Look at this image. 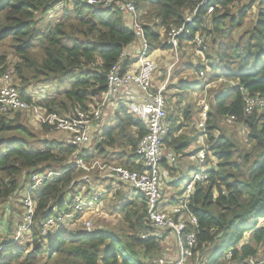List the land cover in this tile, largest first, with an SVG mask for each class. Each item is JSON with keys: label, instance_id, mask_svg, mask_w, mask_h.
<instances>
[{"label": "trees", "instance_id": "16d2710c", "mask_svg": "<svg viewBox=\"0 0 264 264\" xmlns=\"http://www.w3.org/2000/svg\"><path fill=\"white\" fill-rule=\"evenodd\" d=\"M244 1L245 5L235 14L233 11L237 10L233 8ZM248 1L136 0L145 37L151 42L150 52L172 49L166 45L167 34L171 28L186 24L187 16L196 12L193 24L187 28L192 34L206 33L213 38L209 46L206 44V50L192 43L193 38L180 37V47L185 42L197 46L204 55L208 66L201 61L191 66L194 72L206 73L209 67L212 71L209 82L219 79L232 82L226 91L215 94L206 131L201 134L206 137L209 156L217 159V167L208 171L205 182L195 186L189 204L190 213L199 221L195 251L213 253L207 264H221V258L228 251L232 252L236 264H245L248 258H264V108L245 113L246 95H264V0ZM255 5L257 22L236 40L234 31L244 24ZM210 7L215 13L203 29V19ZM7 39L17 43L22 60L17 71L24 83L57 84L55 94L38 104L58 114L61 109L66 116L76 108L89 111L100 102L107 89L110 70L137 37L126 25L124 15L114 7L101 9L88 5L85 0H0V42ZM36 48L42 52L38 62L31 55ZM130 63L128 59L123 69ZM206 84L205 77L201 88ZM64 86L66 90L61 92ZM20 92L28 102L35 100L27 91ZM184 115L188 118L191 109ZM231 116L238 118L237 122L248 131L251 150H241L244 148L223 134L215 136L219 119ZM15 118L0 122L2 206L12 200L20 202L35 173L69 170L55 181L33 190L32 198L37 203L33 236L0 251V264H153L155 257L163 256L164 236L142 239V235L152 232L153 228L146 220L147 200L136 191L138 201L126 202L117 211L126 227L120 233L101 230L89 236L82 232L74 235L75 232L60 228L47 242L40 232L41 221L54 215L55 207L70 212L68 206L72 205L74 196L82 192L81 185L99 176V173L70 168L76 158L91 162L106 157L105 161L101 160L106 164L142 169L136 149L147 131L141 121L123 109L115 116L117 122L105 129V140L94 142L97 145L90 148H79L58 139L59 136L37 140L31 130L16 123ZM169 122L171 132L166 146L176 156L175 165L183 168L178 159L190 155L185 151L197 137L176 136L182 126H178L172 116ZM43 128L49 130L46 126ZM34 143L44 146L30 149ZM128 149L130 154L126 153ZM165 164L171 175L177 173L174 165L167 161ZM23 220L24 214L18 224L11 218L8 220L10 237L6 240L16 235ZM246 235H249L248 241Z\"/></svg>", "mask_w": 264, "mask_h": 264}, {"label": "built area", "instance_id": "2783aa9c", "mask_svg": "<svg viewBox=\"0 0 264 264\" xmlns=\"http://www.w3.org/2000/svg\"><path fill=\"white\" fill-rule=\"evenodd\" d=\"M85 2L101 9L114 7L120 11L128 21V28L136 34L137 40L141 42L140 54L135 60H130L131 63L124 70L125 62L128 60L125 51L120 61L108 74L107 89L100 102L91 107L89 111L76 108L73 113L66 116L50 112L48 108L39 105V101L30 103L24 99L20 90L11 82L13 70H6L0 76V122L20 113H28L38 124L48 127L52 133L62 134L63 139L72 146L90 148L95 142L96 136L99 141L106 139L102 133V120L105 112L110 109L118 110L117 107L120 106L118 102L122 101L123 108L141 121L147 131L136 149L142 169L130 170L117 164H106L100 159L87 162L82 158L73 160L70 168L83 170L89 174L103 173L111 176L118 185L129 186L146 198L148 203L146 220L153 231L143 234L142 239L150 237L161 239L163 236L166 237L167 232H170L177 237L179 246V255L174 262L168 263L165 259H159L154 261V264H193L197 253L195 250L198 244L199 221L196 216L190 213L189 204L195 186L208 179V171L215 165L211 169L207 168L210 165L208 162L209 153L204 145L197 155V170L188 181L183 196L174 205H164L162 163L165 158L166 140L171 132V123L169 122L165 88L156 87L154 84L159 65L150 52L151 42L145 37L137 2L136 0H85ZM237 7L238 4L235 8ZM213 14L214 8L210 7L203 19V29L207 27L210 21L209 17ZM195 17L196 12L190 14L186 18V24L171 28L167 34L166 45L172 48L171 50L175 51L176 55L180 48V37H184L186 40L193 38L192 43L196 44L198 48L206 50V40L202 33L192 34L187 28V25L193 24ZM205 74L201 71L199 75L203 78ZM245 103L246 114L261 110L264 108V95H246ZM202 104L203 111L200 113L198 127L202 133H205L208 104L205 102ZM237 121L238 118L234 116L228 119L230 124ZM168 158L170 163L175 165L176 156L169 154ZM68 170L69 168L62 172L49 171L33 175L32 183L27 186L20 201L24 209L23 223L13 238L0 240V251L24 239L32 238V227L37 212V203L32 198L33 190L62 177ZM101 198L102 194L99 192L94 195L80 192L74 196L72 205L68 206L70 212L55 207L54 215L41 221V235L47 242H50L60 228L72 229L68 224L70 222L81 223L83 234L88 236L94 234L98 231L94 227V221L83 220V215L89 211L99 214L97 209L101 206ZM225 261L226 264H236L233 262L231 251L226 254ZM245 264H264V258H248Z\"/></svg>", "mask_w": 264, "mask_h": 264}, {"label": "rangeland", "instance_id": "374dc122", "mask_svg": "<svg viewBox=\"0 0 264 264\" xmlns=\"http://www.w3.org/2000/svg\"><path fill=\"white\" fill-rule=\"evenodd\" d=\"M253 1L249 0L248 2ZM237 4V3H236ZM248 4V3H247ZM235 5V4H234ZM245 5V1L238 4L237 8H233V11L235 14H238V11L241 10V8ZM215 13V12H214ZM258 18V13H257V5L253 7V9L248 13V16L246 18V21L244 24L236 29L233 33V37L237 40L240 36H242L244 33L249 32L255 23L257 22ZM210 27V31H211ZM206 40V44L209 46L210 41L213 38V35H208L206 33L202 34ZM206 45V46H207ZM197 46H192L191 44H182L181 47L179 48V51L174 59L175 63H178L175 65V68L177 69H182L185 66H182L181 59L183 60H191V57H194L193 61L195 64H200V62H203V57L204 55L197 51ZM191 51V55H187V50ZM209 51V50H208ZM198 53L200 55H198ZM32 57L38 62L41 61L42 59V52L39 48L33 49L31 52ZM205 65L208 66V63L205 62ZM22 64V60L19 57L18 51H17V43L14 42L11 39L4 40L0 42V76L6 71V70H13V75L11 77V82L14 84L19 90L21 91H27L29 94H31L32 97H34V101H43L47 96H50L48 98L52 97V94H55L57 91V84H52L50 86H45L42 83H37V82H31V83H24L23 80L20 78L18 71H17V66ZM175 70V69H174ZM188 78H190L191 82V87L196 86V84H199L198 79L201 82H205V77L207 80V83L203 88H201L200 85L196 86V90H188L187 95L183 96L185 98V102L187 103L186 106L182 109V116L184 115V112L186 113L187 110H190V108H187L188 106H193L196 105L197 103L202 104V102L207 103L209 106L207 108V111L209 112L211 104L213 102L215 94L219 92H224L228 89V85L231 84L232 82L226 81L224 79H219L213 82L210 81V75L211 72L209 67H207V71L205 74V77L201 78L200 75L194 70H191ZM173 72L171 73V75ZM200 82V83H201ZM202 85V83H201ZM66 90V86H64L61 90V92H64ZM167 98V104H168V115L169 117L172 116L173 118L176 116V113H179L181 111L179 103H176V101H173L172 98H170L167 94L165 95ZM197 104V105H198ZM188 105V106H187ZM58 108V106H56ZM192 108V107H191ZM56 110V109H55ZM58 111V109H57ZM59 112V115L63 116L65 114L61 113V109ZM180 115V113H179ZM192 115V113H191ZM13 117H16L14 120L16 123H22L26 125L31 132L36 136L37 140H46V139H53L56 136L60 137V133H52L50 130L43 128L42 125L38 124L37 121L33 118L31 114L28 113H20L17 114ZM208 117V116H207ZM190 120L195 119L193 116L189 118ZM229 117L227 118H221L218 121V130L215 133V136H218L219 134H223L224 136H227L234 140L240 148L243 151L245 150H251L252 146L247 142V133L248 131L242 126L240 122H235L230 124L228 122ZM192 123V121L190 122ZM200 123V118H198V124ZM196 124V125H198ZM58 138V137H57ZM63 141V138H58ZM44 145H41L40 143H34V147L30 149L38 150L43 148ZM209 163H213V159L211 158V155L209 156ZM118 165V164H117ZM194 170L189 171L186 174V177L184 180L180 183L177 184L179 188H176L178 193H182L187 185V181L190 180L194 176ZM180 189V190H179ZM23 196V195H22ZM183 196V193L180 195V199ZM112 206V207H111ZM113 205L109 204L108 202L106 203V211L105 214L102 218L99 220L94 221V227L96 230L101 231V230H107L111 232H118L120 233L121 231L125 230V224L122 221V217L117 214V212H112L113 210ZM24 214V209L21 206L19 200H12L9 201L8 203H5V205L2 206L0 203V240L1 239H8L10 236H8L9 228H8V220L11 218L15 224H18L20 219L22 218V215ZM69 227L72 228L70 229V232H75L73 233L74 235H78L83 231V226L81 225H76L77 223L75 222H70L68 223ZM16 229V226L14 227ZM127 234L130 232H126ZM140 232H137L139 234ZM141 235V234H140ZM135 236V232H134ZM248 235H246L247 237ZM249 240V239H246ZM200 255V252H198ZM155 259H159V257H156L152 260V263L154 262ZM197 259L199 260L198 255L194 258L193 264H197ZM206 260L200 256V262H205ZM14 264H20V263H14ZM154 264V263H153Z\"/></svg>", "mask_w": 264, "mask_h": 264}, {"label": "crops", "instance_id": "0c3cea01", "mask_svg": "<svg viewBox=\"0 0 264 264\" xmlns=\"http://www.w3.org/2000/svg\"><path fill=\"white\" fill-rule=\"evenodd\" d=\"M126 25H127V19L125 18ZM186 44L187 43H183ZM198 51V50H197ZM141 52V42L137 40L132 45H130L126 49V55L129 60H135L136 57ZM191 51L187 50V55L190 54ZM153 57L158 62L159 65V71L155 76L154 84L156 87H164L165 88V95L167 94L170 98L173 99V101H176V103H179L181 111L179 113H176V116L174 119H176V124L178 126H182L181 131L176 136H184L185 138H193L197 137V141H195L191 147L185 151V154H190L187 157L183 159H178L180 162L181 170L184 172V178L186 177L187 172L189 171H195L197 169V155L200 150L203 149L204 145L207 149V143L202 133V130L199 129L198 125V118H200V113L203 111V104L199 106L193 105L190 107L192 115H190L188 118L185 116H182V109L186 106L185 98L183 96H186L188 93V90H196V86L203 84L204 82H201L199 79V84H196V86L191 87V80L188 78L190 72H192V65H196L193 61L194 57H191V60H183L181 59L182 66L185 63V66L182 69L175 68V65L178 63H175L174 59L176 57V52L173 50H162L157 49L152 52ZM198 55H200L198 53ZM204 61V57H203ZM206 62V61H205ZM175 69V70H174ZM195 71V70H194ZM173 74L171 75V73ZM201 82V83H200ZM117 109H110L105 112L104 118L102 120V133L104 134L105 129L111 128L116 122L117 118L115 116H119L121 111L124 109L122 101L118 102ZM188 106V105H187ZM209 106V105H208ZM188 108V107H187ZM194 117L195 119L190 120L189 118ZM192 121V123H190ZM101 133V134H102ZM63 135L60 134V137ZM105 138V137H104ZM98 138L96 136L95 142H98ZM97 144H93L92 146H96ZM94 148V147H92ZM117 151V150H116ZM114 151V152H116ZM113 153V151L111 152ZM127 154H130V150L128 149L126 151ZM169 154L174 155L170 149L167 148L165 145V158L162 163V176H163V193H164V205H174L175 203L179 202L180 195L184 193V191L181 193H178L176 188H179L177 186L178 182L177 179L180 178V173L177 171L176 174L171 175L166 168V161L170 164V160L168 158ZM211 155V154H210ZM175 156V155H174ZM106 158V157H105ZM105 158H98L100 161H105ZM211 158L213 159V163H210V165L207 168H212V166H216L218 164L217 159L211 155ZM177 160V161H178ZM217 167V166H216ZM94 178V179H93ZM189 181V180H188ZM187 181V183H188ZM82 192L90 193L94 195L95 193L99 192L102 194L101 198V206L98 207L97 212L99 214H95L91 211L86 212L83 215V220H93L97 221L100 218H102L106 211V203L113 205L112 212H117L122 204L126 202H136L138 201V198L134 194L135 190L133 188L126 186V185H118L115 180L108 175H105L103 173H100L99 176H93L91 179L86 180V184L81 185ZM180 190V189H179ZM185 190V189H184ZM124 200V201H123ZM120 206V207H119ZM112 207V206H111ZM101 215V216H100ZM77 223V222H75ZM76 225H81V223H77ZM82 226V225H81ZM165 239L161 243V247L163 250V256L159 259H165L168 263L174 262L179 255V246H178V240L175 235H173L170 232L166 233ZM249 239V235L246 237ZM248 241V240H247ZM215 247V246H214ZM198 255L199 260L197 259V264H200V256L204 258L206 261L203 262L204 264H207L210 262V259L213 257V253H211L209 250H206L203 254H200L197 252L196 256ZM225 257L221 258L220 263L226 264ZM156 258V257H155ZM159 259H155L154 261H158Z\"/></svg>", "mask_w": 264, "mask_h": 264}, {"label": "water", "instance_id": "95a60500", "mask_svg": "<svg viewBox=\"0 0 264 264\" xmlns=\"http://www.w3.org/2000/svg\"><path fill=\"white\" fill-rule=\"evenodd\" d=\"M174 167H175V169H177V170L179 171V173H180V178L176 180L178 183H180V182H182V181L184 180V172H183V170H181L180 167H177L176 165H174Z\"/></svg>", "mask_w": 264, "mask_h": 264}]
</instances>
